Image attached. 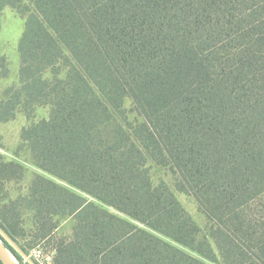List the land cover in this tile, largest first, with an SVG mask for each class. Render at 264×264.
<instances>
[{
  "label": "trees",
  "instance_id": "1",
  "mask_svg": "<svg viewBox=\"0 0 264 264\" xmlns=\"http://www.w3.org/2000/svg\"><path fill=\"white\" fill-rule=\"evenodd\" d=\"M23 1L0 0V12ZM26 1L19 86L0 120L19 104L50 107L21 132L49 177L19 200L38 239L72 218L53 264H208L191 253L215 252L264 264V0ZM126 97L140 121L121 118ZM148 160L170 166L208 238ZM20 172L0 163V180ZM18 203L0 210L14 241Z\"/></svg>",
  "mask_w": 264,
  "mask_h": 264
},
{
  "label": "rangeland",
  "instance_id": "2",
  "mask_svg": "<svg viewBox=\"0 0 264 264\" xmlns=\"http://www.w3.org/2000/svg\"><path fill=\"white\" fill-rule=\"evenodd\" d=\"M29 9L30 3L24 0L16 6H5L0 12V105L9 98L15 100V91L19 86L18 70L20 57L18 44L25 28L26 16ZM65 70L66 68L61 66L60 76L65 74ZM50 76L51 73L47 71L46 77ZM16 106L12 118L0 120V163H16L21 166V172L9 179L0 180V210L9 201L18 200L19 203L17 204L16 210H19V213L14 216V219L17 230L23 228V231H21V234H18L16 241H13L35 264H53L55 243L57 239L71 235V228L73 226L72 218H57L56 220H58L59 224L53 235L46 239H38L35 237L36 225L33 219V212L27 209V203L25 201L19 200L20 197L27 194L29 184L35 175L49 177L34 164L29 146L22 139L21 132L22 129L30 124L46 118L49 114L50 107L48 105L27 106L25 104ZM123 116L131 123L141 120V117L133 109L131 99L127 97L123 100L121 118ZM147 166L152 182L155 185L164 182L198 225L200 237L208 238V230L211 222L201 211L191 194L177 189L176 175L170 166L155 164L152 160H148ZM58 182L73 191H77L62 181ZM90 200L95 201L92 198ZM107 209L122 216V214L111 208ZM139 226L141 225L139 224ZM0 239L12 247L17 256L11 253L20 264H30L27 258L1 234ZM209 241L211 240L209 239ZM191 254L199 257L208 264H223L217 252H215V257L210 260L198 256L195 253Z\"/></svg>",
  "mask_w": 264,
  "mask_h": 264
},
{
  "label": "water",
  "instance_id": "3",
  "mask_svg": "<svg viewBox=\"0 0 264 264\" xmlns=\"http://www.w3.org/2000/svg\"><path fill=\"white\" fill-rule=\"evenodd\" d=\"M0 234L13 246L15 247L30 264H35L16 244L15 242L0 228ZM0 262L2 264H20L14 255L11 253L6 244L0 239Z\"/></svg>",
  "mask_w": 264,
  "mask_h": 264
}]
</instances>
